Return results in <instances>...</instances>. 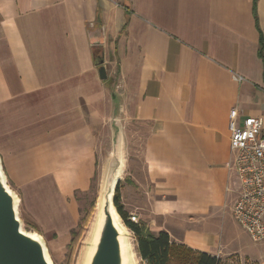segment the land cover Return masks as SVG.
Masks as SVG:
<instances>
[{"label": "crops", "instance_id": "obj_1", "mask_svg": "<svg viewBox=\"0 0 264 264\" xmlns=\"http://www.w3.org/2000/svg\"><path fill=\"white\" fill-rule=\"evenodd\" d=\"M261 39L264 0H0V153L27 210L76 225L114 116L117 145L142 149L127 212L195 253L237 254L217 205L230 111L264 119Z\"/></svg>", "mask_w": 264, "mask_h": 264}, {"label": "rangeland", "instance_id": "obj_2", "mask_svg": "<svg viewBox=\"0 0 264 264\" xmlns=\"http://www.w3.org/2000/svg\"><path fill=\"white\" fill-rule=\"evenodd\" d=\"M100 55L101 52L98 56ZM106 75H108L107 71ZM114 118L113 116L110 119L106 132L102 133L100 137L99 149L103 155L100 156V164L96 167V176L92 180L90 189L84 193L76 194V200L79 205L77 209L79 219L70 231L62 227L61 218L57 216L59 213L53 210V207L50 211H47L43 207H36V202H34L32 206L35 211L27 210V206L30 205L22 201L23 197L16 190L15 182L11 180L7 170L4 168V161L0 153V166L5 175L6 183L17 197V211L18 217L22 222V228L40 237L53 264L84 263L88 244L93 233L96 213L101 203L100 193L104 190L109 169L118 164L117 159L120 160L122 167L121 177L125 178L131 169V161L140 159L142 149H134L130 141L126 142V146L125 142L117 145L121 132L116 128L118 126H115ZM229 173L230 184L228 187L230 189L226 190L227 186L224 187V197L217 205L219 217L216 220V230L222 235L223 240L229 245L230 249L235 250L237 254L227 256L224 258L225 261H223L227 264H264V241H253L237 222L233 214L240 186L236 173L234 171ZM124 183L125 180L122 179L119 184L120 188ZM93 203H95V207H93ZM87 213H91V215L86 216ZM130 216L131 214H129ZM119 220L127 234L129 263L146 264L138 255L132 231L125 225L121 216Z\"/></svg>", "mask_w": 264, "mask_h": 264}, {"label": "water", "instance_id": "obj_3", "mask_svg": "<svg viewBox=\"0 0 264 264\" xmlns=\"http://www.w3.org/2000/svg\"><path fill=\"white\" fill-rule=\"evenodd\" d=\"M97 65L100 66V77L106 79L104 59H97ZM117 161L118 164L109 169L104 190L100 193L101 203L93 225L95 230L83 264H130L127 234L115 217V214L120 217L114 197L122 172L120 160ZM124 241L128 246V256ZM0 264H53L40 237L23 230L18 217L16 194L8 187L1 166Z\"/></svg>", "mask_w": 264, "mask_h": 264}, {"label": "built area", "instance_id": "obj_4", "mask_svg": "<svg viewBox=\"0 0 264 264\" xmlns=\"http://www.w3.org/2000/svg\"><path fill=\"white\" fill-rule=\"evenodd\" d=\"M233 151V168L239 181L233 214L255 242L264 241V119L240 111L229 113L228 123ZM129 219L139 222L135 215Z\"/></svg>", "mask_w": 264, "mask_h": 264}, {"label": "trees", "instance_id": "obj_5", "mask_svg": "<svg viewBox=\"0 0 264 264\" xmlns=\"http://www.w3.org/2000/svg\"><path fill=\"white\" fill-rule=\"evenodd\" d=\"M100 52L94 51V54L98 55ZM260 55L264 60L263 39L260 44ZM119 184L120 182L115 191V206L125 225L134 234L138 255L146 264H227L221 258L209 253H195L183 245L172 243L171 237L166 231L154 234L143 223L131 221L129 213L121 203ZM93 207H95V203H93ZM88 215L91 213H87L86 216Z\"/></svg>", "mask_w": 264, "mask_h": 264}, {"label": "bare ground", "instance_id": "obj_6", "mask_svg": "<svg viewBox=\"0 0 264 264\" xmlns=\"http://www.w3.org/2000/svg\"><path fill=\"white\" fill-rule=\"evenodd\" d=\"M122 171V170H121ZM115 217H116V220H118L119 221V218H118V215H116L115 214ZM119 223V222H118ZM120 225V224H119ZM120 228H121V230L123 231V228L120 226ZM94 230H95V228L93 227V231L92 232H94ZM93 234V233H92ZM35 235V234H34ZM124 245H125V250H126V254H127V256H128V246H127V244L125 243V241H124Z\"/></svg>", "mask_w": 264, "mask_h": 264}]
</instances>
